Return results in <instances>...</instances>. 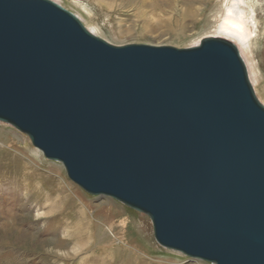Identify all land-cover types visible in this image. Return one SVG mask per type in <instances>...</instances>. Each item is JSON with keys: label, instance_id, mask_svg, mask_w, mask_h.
I'll return each mask as SVG.
<instances>
[{"label": "water", "instance_id": "95a60500", "mask_svg": "<svg viewBox=\"0 0 264 264\" xmlns=\"http://www.w3.org/2000/svg\"><path fill=\"white\" fill-rule=\"evenodd\" d=\"M0 121L160 245L264 264V106L227 40L113 45L52 0H0Z\"/></svg>", "mask_w": 264, "mask_h": 264}, {"label": "rangeland", "instance_id": "374dc122", "mask_svg": "<svg viewBox=\"0 0 264 264\" xmlns=\"http://www.w3.org/2000/svg\"><path fill=\"white\" fill-rule=\"evenodd\" d=\"M52 1L82 17L78 19L88 31L113 45L145 43L189 47L210 37L215 20L222 12V0H174L173 3L169 0ZM240 3L241 8L249 11ZM253 3L255 13L252 18L256 26L249 21L255 30L250 42L251 51L248 56L244 52L240 56L250 83H253L255 96L264 105V0ZM1 133L14 148L7 149L9 154L0 158V188L3 189L0 192V221L5 216L3 213L9 210L20 228V237L12 236L13 241L6 248L10 251L9 264H71L74 261L68 252H76L77 256L88 260L105 257L121 248L135 252L146 264H214L160 245L155 240L148 215L110 196L88 193L69 179L61 162L44 157L28 135L12 125L0 121V136ZM59 186L73 199L66 207L68 214L64 221L67 226L52 222L55 213L39 207L29 193L30 189H44L41 198L49 193L55 197ZM97 226L109 242L95 237ZM77 228L80 230L78 242L73 241L64 249L55 247L57 240L67 237L66 230L71 232ZM74 243L80 244L81 248ZM6 249L0 245V264H4L3 251Z\"/></svg>", "mask_w": 264, "mask_h": 264}, {"label": "bare ground", "instance_id": "6f19581e", "mask_svg": "<svg viewBox=\"0 0 264 264\" xmlns=\"http://www.w3.org/2000/svg\"><path fill=\"white\" fill-rule=\"evenodd\" d=\"M173 1L174 0H169L168 2L173 3ZM239 1L243 5L247 6L249 11H246L243 8H241L240 7L241 5L240 6L238 5ZM239 1L238 0H222V2L220 3V10L222 12L215 20V24L212 27L213 28L212 34L209 36L219 37L224 40H227L228 42L232 43L237 48L239 54L244 52L248 56V53L251 51L250 42L252 39V34L253 32H255V30L252 29L251 23L249 21L251 20V22H253L252 25L256 26L255 21L252 18V14L255 13L254 3H253L254 0H239ZM255 1L259 3V0H255ZM77 17L82 19V17H80L79 15H77ZM84 26L86 27V25ZM88 26L94 28L92 25H88ZM177 36L180 37L181 34L178 33ZM199 42L200 41L196 42L192 46L198 45ZM250 62H252L251 59H250ZM0 147H1L0 148V158H2V156H4L5 154L7 155L9 154L8 153L9 151L7 149L14 148V145L6 138V136L2 137V133H1ZM59 187L57 189L58 193L55 197H52L51 194L49 193L45 197L41 198L40 195L42 194V190L44 189L35 188V191L33 189H30L29 193L31 194L30 196L32 198L37 200V204L39 205V207L46 208L49 213H53V214L55 213V215H53V218L51 220L52 222L56 221L57 223H64L65 224L64 226H67L64 221L65 215L68 214V212L66 211V207L68 208L67 204L69 203V201L70 202L73 201V199L72 197H70L69 194L67 195L64 192L65 189L61 187L59 188ZM0 192H3L2 188H0ZM3 214H5V216H3V219L0 221V245L6 249L8 248L9 244L13 241L11 239L12 236H14L15 239L16 238L18 239L20 237V231H19L20 228L17 227L16 225L17 221L12 216L11 211L6 210L5 213ZM67 231L68 230L65 231L66 232L65 237L66 236L67 237L65 239L60 238L59 240H57V242L55 243V247H58L59 249H64L69 245V243L73 241L78 242L80 240L79 239L80 230H78V228L74 229L71 232H67ZM94 233H95V237L98 239L105 241L108 238L107 235L98 228V226L95 227ZM111 236L114 237L113 234ZM74 245H76L78 249L81 248L80 244L74 243ZM3 252L5 253L3 257L4 264H9V252L10 251L6 249V251H3ZM67 254L69 257L72 258V261H74L71 264H146V262L140 259L137 256V254H135V252L130 253L126 251V249H122V248L114 249L109 254H107V256L105 257H100V256L92 257V258L90 257L88 258V260H86L85 258H82L83 256L82 257L77 256L76 252L75 253L68 252Z\"/></svg>", "mask_w": 264, "mask_h": 264}]
</instances>
